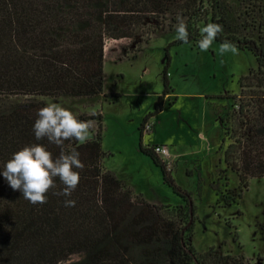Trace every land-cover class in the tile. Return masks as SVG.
I'll use <instances>...</instances> for the list:
<instances>
[{"label": "trees", "instance_id": "obj_1", "mask_svg": "<svg viewBox=\"0 0 264 264\" xmlns=\"http://www.w3.org/2000/svg\"><path fill=\"white\" fill-rule=\"evenodd\" d=\"M178 15L187 24L188 42L174 39L168 47L199 49L201 27L219 23L223 31L214 42L230 41L255 59L256 70L240 78L238 94L226 97L233 103L228 116L220 119L218 152L241 188L249 179L264 177V0H0V171L13 153L28 145L41 144L53 159L59 156L60 147L47 138L35 139L37 110L48 105L38 97L120 98L119 93L103 92L106 42L147 44L153 33L175 30ZM165 75L162 96L168 93ZM162 99L155 103V114L162 110ZM76 117L97 125L84 144L64 141V151L75 149L84 164L82 170L74 169L80 179L70 197L53 194L64 187L56 177L47 202L34 205L0 176V264H244L243 258L221 255L213 247L196 253L190 239L191 194L175 184L151 146L140 140L139 151L182 200L174 206L179 219L163 212L171 205L146 202L103 169L100 113ZM148 119L139 125L141 138ZM226 140L230 143L225 146ZM66 199L75 206L66 207ZM81 252L86 253L83 260L69 257Z\"/></svg>", "mask_w": 264, "mask_h": 264}, {"label": "rangeland", "instance_id": "obj_2", "mask_svg": "<svg viewBox=\"0 0 264 264\" xmlns=\"http://www.w3.org/2000/svg\"><path fill=\"white\" fill-rule=\"evenodd\" d=\"M174 39L175 30H160L147 44L106 42L104 90L122 94L115 104L99 96L37 100L57 103L75 116L100 113L103 169L146 202L171 205L163 212L179 219L174 206L182 205V200L163 184L160 169L139 151L140 140L144 147L164 143L177 155L171 162L175 184L191 194L194 224L190 239L196 253L213 247L221 255L243 258L244 264H264V177L249 179L247 187L241 188L218 152L223 136L220 119L228 116L233 103L226 97L238 94L240 78L256 70L255 59L244 50L221 54L214 41L207 51L191 45L168 47ZM164 73L168 93L162 96ZM159 97L163 98L162 110L155 114ZM146 116L150 131L143 130L141 138L138 128ZM93 122L89 140L96 130ZM229 143L226 140L224 145Z\"/></svg>", "mask_w": 264, "mask_h": 264}, {"label": "clouds", "instance_id": "obj_3", "mask_svg": "<svg viewBox=\"0 0 264 264\" xmlns=\"http://www.w3.org/2000/svg\"><path fill=\"white\" fill-rule=\"evenodd\" d=\"M176 39L183 43L188 42L187 24L182 16L176 17ZM223 31L219 23H207L200 29L201 39L197 42L201 51H207L218 34ZM219 52L238 53L236 45L230 41L220 44ZM33 132L36 140L47 138L50 143L60 147L57 158L53 159L51 152L41 144H32L13 153L11 158L3 165L0 176L7 181L13 191H19L31 204H44L47 202L46 193L55 189L54 178L58 177L64 185L62 191L54 195L70 197L79 183V173L74 169H83L84 164L79 159V152L73 149L64 151V141L76 140L80 144L88 142L94 122L79 120L69 109L50 103L37 110ZM66 207H74L75 201L66 199ZM69 257H78L83 260L86 253H72ZM57 264H67V260H58Z\"/></svg>", "mask_w": 264, "mask_h": 264}, {"label": "built area", "instance_id": "obj_4", "mask_svg": "<svg viewBox=\"0 0 264 264\" xmlns=\"http://www.w3.org/2000/svg\"><path fill=\"white\" fill-rule=\"evenodd\" d=\"M144 131L149 132L150 126L148 124H145ZM152 152L164 162L168 170H171V160H170V152L168 146L164 144H155L151 145Z\"/></svg>", "mask_w": 264, "mask_h": 264}, {"label": "crops", "instance_id": "obj_5", "mask_svg": "<svg viewBox=\"0 0 264 264\" xmlns=\"http://www.w3.org/2000/svg\"><path fill=\"white\" fill-rule=\"evenodd\" d=\"M104 92V94H107V92L104 90L103 91ZM108 95V94H107ZM110 95V94H109ZM98 97V96H97ZM99 97H101V98H103V95H100ZM108 98H110L111 100H112V97H109V96H107V98H103L104 99V102L105 103H107V104H115V103H117V101L119 100V99H121L122 98V94H121V97L120 98H117V99H113L112 101L110 100H106V99H108ZM106 100V101H105ZM151 144H164V143H162V142H153V143H151ZM169 148V147H168ZM169 152H170V160H171V162L174 160V162H175V158L177 157V155L176 154H172L171 153V151H170V149H169ZM152 204V203H151ZM155 204V203H154ZM161 204V203H160ZM160 204H155V205H158V206H160Z\"/></svg>", "mask_w": 264, "mask_h": 264}]
</instances>
